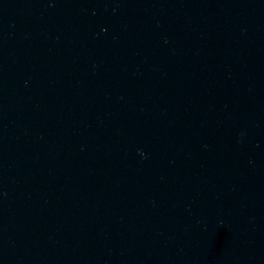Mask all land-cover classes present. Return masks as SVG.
<instances>
[{
    "label": "water",
    "instance_id": "water-1",
    "mask_svg": "<svg viewBox=\"0 0 264 264\" xmlns=\"http://www.w3.org/2000/svg\"><path fill=\"white\" fill-rule=\"evenodd\" d=\"M0 264H264V0H0Z\"/></svg>",
    "mask_w": 264,
    "mask_h": 264
}]
</instances>
